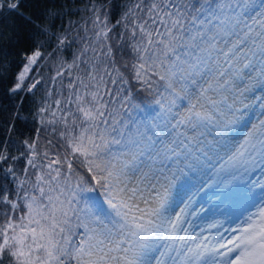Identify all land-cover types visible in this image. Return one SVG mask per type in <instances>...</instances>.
<instances>
[{
  "label": "snow or ice",
  "instance_id": "6c2138e0",
  "mask_svg": "<svg viewBox=\"0 0 264 264\" xmlns=\"http://www.w3.org/2000/svg\"><path fill=\"white\" fill-rule=\"evenodd\" d=\"M6 7L34 30L8 91L53 43L57 70L4 121L0 264H264V0H90L59 29Z\"/></svg>",
  "mask_w": 264,
  "mask_h": 264
},
{
  "label": "trees",
  "instance_id": "16d2710c",
  "mask_svg": "<svg viewBox=\"0 0 264 264\" xmlns=\"http://www.w3.org/2000/svg\"><path fill=\"white\" fill-rule=\"evenodd\" d=\"M2 2L5 4V8L0 9V25L3 26L7 35L4 37L3 41H0V64H2V67H0V109H3L4 112L3 115H0V141L6 140L9 155L19 156V141L21 137L16 128L8 131L4 121L11 119L8 112L12 108H19L22 105L28 109V111L35 113V110L41 105L44 99L47 98L49 89L55 94L56 89L52 88V78L55 76L57 70V60L55 59L56 53L54 51V43L50 47L41 49L44 53L42 57L44 62L40 63L38 61L39 67L37 68L34 66L32 72L29 74V78L41 80V84L37 85L39 91L34 90L35 94L26 93L20 97L8 91L13 85L14 78L22 70L21 66L24 61L21 53L30 51L33 47L30 33L34 30L31 26L25 28L22 27L21 24L17 25V29H13L11 27L13 22L19 21L20 18L14 14H10V11L6 7L9 0H2ZM89 2L90 0H19V10L36 19L41 12L52 8L54 12L58 11L61 13V16L57 17L54 25L56 29H59L62 23L67 25L68 21L82 22V20H86L89 15ZM123 2L124 0H121V3ZM108 6L110 7V3ZM5 18H7L6 21ZM73 35H75V33H73ZM78 46V44H74L70 49H65L62 58L64 60H70ZM49 52H51L52 55L49 56ZM44 57L47 58L45 59ZM24 83L27 84L28 79H26ZM58 87L59 83L57 82V88ZM144 99L145 101H150L152 98L145 96ZM29 123L32 122L30 121ZM35 127H39V125H35ZM19 132L24 133L26 136L31 135V131L25 130L24 128H19ZM46 135L47 134L41 128V139L37 145L38 148H43ZM19 164L20 161L14 162V166Z\"/></svg>",
  "mask_w": 264,
  "mask_h": 264
},
{
  "label": "bare ground",
  "instance_id": "6f19581e",
  "mask_svg": "<svg viewBox=\"0 0 264 264\" xmlns=\"http://www.w3.org/2000/svg\"><path fill=\"white\" fill-rule=\"evenodd\" d=\"M40 69H41V68H40ZM40 71H41V70H40ZM37 74H38V73H37ZM37 74H36V75H37ZM37 76H38V75H37Z\"/></svg>",
  "mask_w": 264,
  "mask_h": 264
},
{
  "label": "built area",
  "instance_id": "2783aa9c",
  "mask_svg": "<svg viewBox=\"0 0 264 264\" xmlns=\"http://www.w3.org/2000/svg\"><path fill=\"white\" fill-rule=\"evenodd\" d=\"M30 74V73H29ZM29 74H28V76H29Z\"/></svg>",
  "mask_w": 264,
  "mask_h": 264
},
{
  "label": "rangeland",
  "instance_id": "374dc122",
  "mask_svg": "<svg viewBox=\"0 0 264 264\" xmlns=\"http://www.w3.org/2000/svg\"><path fill=\"white\" fill-rule=\"evenodd\" d=\"M257 111H258V109H257Z\"/></svg>",
  "mask_w": 264,
  "mask_h": 264
}]
</instances>
